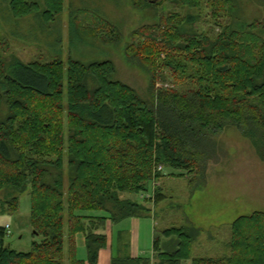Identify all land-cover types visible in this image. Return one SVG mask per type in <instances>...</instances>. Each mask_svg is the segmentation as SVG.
<instances>
[{"label":"trees","instance_id":"1","mask_svg":"<svg viewBox=\"0 0 264 264\" xmlns=\"http://www.w3.org/2000/svg\"><path fill=\"white\" fill-rule=\"evenodd\" d=\"M42 1L45 8L35 1L11 0L10 10L15 18L40 12L46 26L59 18L65 0ZM161 2L171 9H162L158 22L133 31L125 47L127 61L150 78L149 99L115 78L117 68L110 59L70 58L67 66L58 57L14 60L9 68L7 37L0 32V105L8 108L0 116V189L29 191L38 236L28 252L17 251L6 245L8 229L0 225V264H65L66 257L68 264H87L78 258L80 233L89 263L97 264L108 245L107 234L97 230L108 221L142 217L146 210L143 202L125 194L148 191L163 176L159 166L187 171L205 182L207 163L219 144L216 136L228 127L245 130L261 144L264 156V38L255 32L264 19L242 30L227 24L221 32H199L187 28L197 14L210 4L220 18V8L236 11L234 0ZM86 15L92 18L89 23L79 19ZM80 27L99 38L106 33L107 42L118 35L122 41L121 30L93 10L71 12L72 32ZM164 199L156 188L146 200L159 204ZM6 203L8 213H14L19 197ZM200 232L192 222L175 226L165 232L178 238L173 253L164 251L155 237L151 257L125 253L111 264H264V212L238 217L228 232V250L218 256L194 255Z\"/></svg>","mask_w":264,"mask_h":264},{"label":"rangeland","instance_id":"2","mask_svg":"<svg viewBox=\"0 0 264 264\" xmlns=\"http://www.w3.org/2000/svg\"><path fill=\"white\" fill-rule=\"evenodd\" d=\"M30 1L39 2L42 8H45L42 0ZM152 1H159L162 6H135L133 0H65V9L59 18L49 25L42 26L40 12L24 18H15L10 10L11 0H0V32L7 37L4 54L8 66L11 68L15 64L14 60L25 63L36 60L48 62L55 57L62 58L66 66L70 58L84 62L110 59L117 68L115 78L132 85L143 97L149 99L150 78L141 67L127 61L125 47L131 41L133 31L143 25L158 22L162 9H171L170 5L162 4L161 0ZM234 2L236 11L226 13L220 8V18L213 12L214 7L207 5L202 13L197 14L195 22L187 28L199 32H210L213 29L221 32L225 25L231 24L234 28L242 30L254 21L264 19V5L260 6L258 0ZM78 9L93 10L107 18L121 30L119 31L122 41L117 40L118 35L107 42L109 40L106 33H102V38H99L82 32L85 29L81 27L80 30L75 29L76 32H72L71 12ZM81 18L88 23L92 20L88 15L80 16L79 19ZM255 32L264 38V25ZM73 33L75 36H72ZM7 109L5 103H2L0 116L5 115ZM216 138L219 144L216 153L207 163L205 182L187 171L163 167L160 170L163 176L152 181L148 191L142 192L153 195L156 188H160L165 195L162 202L155 204L140 195L125 194L143 202L146 210L141 211V215L151 217L135 220L141 223L139 236L141 253L145 252L143 256L151 257L154 254V237H160L164 251L173 253L177 249L178 238L168 236L166 230L189 225V222L201 231L194 241V255L218 256L228 250V232L238 217L251 215L256 211L264 212V156L261 144H257L245 130L235 126L224 129ZM14 196L19 197V207L16 212L8 213L6 201ZM78 213L106 215L103 212ZM132 223V218L124 219L114 224V232L130 230L134 228ZM0 225L10 226L5 238L7 246L21 252L31 249L38 236L35 235L31 223L29 191L21 193L12 188L0 189ZM106 225L103 228H106ZM65 233L67 255V222ZM111 245L102 251L99 264H111L115 243L112 242ZM80 246L78 258L87 261L86 247ZM65 264H68L67 257ZM184 264H191V260L185 261Z\"/></svg>","mask_w":264,"mask_h":264},{"label":"crops","instance_id":"3","mask_svg":"<svg viewBox=\"0 0 264 264\" xmlns=\"http://www.w3.org/2000/svg\"><path fill=\"white\" fill-rule=\"evenodd\" d=\"M148 218L150 216H142V217H135V218H132V221L134 224V228L132 229H122V230H119L117 231L116 233L114 232V224L111 223V222H108V225L110 226V231H109V227L108 225H106V228H99L97 230V232L99 233H105L107 234L108 236V245L107 247L103 248L100 250V254H99V259H98V263L100 262V257H101V253L103 250L107 249L112 242L115 243V253L113 254L112 256V259L117 256V255H123L125 253H129L131 256L133 257H138V256H143L142 254L145 253H141V246H140V236H139V230H140V227H141V223L140 222H137L135 220H138V219H142V218ZM151 218V217H150ZM155 228H156V225H155ZM121 235V238H124V239H120L119 236ZM124 237H123V236ZM155 238V237H154ZM76 241H77V251L79 249V245H85L86 247V238H85V235L80 233L76 236ZM154 241V240H153ZM129 244L128 245V248H126L124 245L125 244ZM80 246V247H81ZM111 248L112 250L114 251L113 249V244L111 245ZM87 250V248H86ZM154 253V251H153ZM87 255H88V252H87ZM112 262V260H111ZM87 264H90L89 261H88V258H87V261H86Z\"/></svg>","mask_w":264,"mask_h":264},{"label":"built area","instance_id":"4","mask_svg":"<svg viewBox=\"0 0 264 264\" xmlns=\"http://www.w3.org/2000/svg\"><path fill=\"white\" fill-rule=\"evenodd\" d=\"M159 170H162L163 169V166H159L158 167ZM141 198H144V199H151L150 197H152L153 195H150V194H145V193H141L140 194ZM9 225L6 226L7 229H9Z\"/></svg>","mask_w":264,"mask_h":264}]
</instances>
